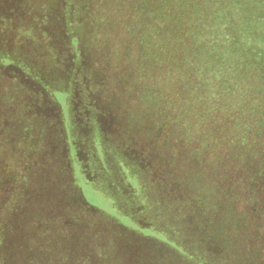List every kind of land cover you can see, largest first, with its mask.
<instances>
[{
  "label": "rangeland",
  "instance_id": "obj_1",
  "mask_svg": "<svg viewBox=\"0 0 264 264\" xmlns=\"http://www.w3.org/2000/svg\"><path fill=\"white\" fill-rule=\"evenodd\" d=\"M117 1L67 34L59 1L0 0V264H264V110L242 151L202 140L168 56L100 55V28L142 45Z\"/></svg>",
  "mask_w": 264,
  "mask_h": 264
},
{
  "label": "trees",
  "instance_id": "obj_2",
  "mask_svg": "<svg viewBox=\"0 0 264 264\" xmlns=\"http://www.w3.org/2000/svg\"><path fill=\"white\" fill-rule=\"evenodd\" d=\"M56 1L62 6L67 34H71L76 19L79 22L86 19L83 12L88 13L87 6L88 11L95 8L94 13H98L97 29L108 21L107 11L103 9L108 0ZM117 3L115 15L118 16L113 18L116 30L120 25L121 29L130 31V19L123 24L121 18L128 10L141 26L138 38L142 45L131 48L119 39L114 43L111 35L108 36L110 31L100 28L97 37L100 55L103 57L108 51L117 60L122 52L128 51L132 57L146 55L157 61L168 56L174 62L171 73L180 81L170 99L172 108L178 110L177 116H189L187 104L198 97L202 102L201 116L217 120L210 127L211 132L200 134L201 139L219 136L225 140L231 134L240 140L232 148L240 151L246 148L254 129L258 134L263 125L264 0H137L130 9H125L130 5L127 0ZM115 4L113 1L112 6ZM89 17L92 18L91 14ZM104 60L107 62L106 57ZM253 122L261 123L253 127ZM191 127L189 121V134L196 137L198 134ZM67 210L70 213V208Z\"/></svg>",
  "mask_w": 264,
  "mask_h": 264
}]
</instances>
